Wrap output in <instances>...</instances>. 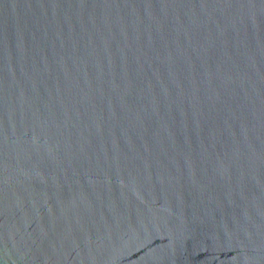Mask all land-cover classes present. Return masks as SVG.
<instances>
[{"label": "water", "instance_id": "95a60500", "mask_svg": "<svg viewBox=\"0 0 264 264\" xmlns=\"http://www.w3.org/2000/svg\"><path fill=\"white\" fill-rule=\"evenodd\" d=\"M0 264H264V0H0Z\"/></svg>", "mask_w": 264, "mask_h": 264}]
</instances>
